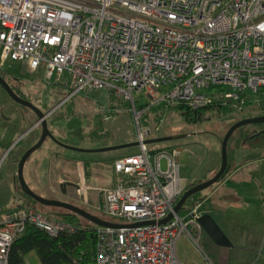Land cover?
Returning a JSON list of instances; mask_svg holds the SVG:
<instances>
[{"label": "built area", "instance_id": "built-area-1", "mask_svg": "<svg viewBox=\"0 0 264 264\" xmlns=\"http://www.w3.org/2000/svg\"><path fill=\"white\" fill-rule=\"evenodd\" d=\"M10 59L62 79L67 99L107 91L129 103L137 124L141 150L116 160L125 179L101 190L98 207L125 225L98 226L94 260L83 264H185L177 244L188 235L200 245L203 204L159 224L184 180L174 153L143 144L161 132L143 117L160 106L199 110L216 85L227 86L226 100L264 91V0H0V65ZM89 187L83 179L76 190L84 204ZM145 221L155 223L134 225ZM29 225L53 237L76 230L33 207L13 210L0 222V264Z\"/></svg>", "mask_w": 264, "mask_h": 264}, {"label": "rangeland", "instance_id": "rangeland-1", "mask_svg": "<svg viewBox=\"0 0 264 264\" xmlns=\"http://www.w3.org/2000/svg\"><path fill=\"white\" fill-rule=\"evenodd\" d=\"M0 73L7 75L9 81L22 91L21 95L24 96L25 99L30 100L36 107L45 112L52 111L48 125L55 138L53 140L47 138L37 153H49V148H54L55 150L63 149L67 157H72V159H74L70 168H66L67 172L70 173V177H73L74 180L78 178L76 169L74 168L77 165L78 158L82 161L88 159L97 160L96 158L107 159L106 162H103V164H105L102 166L93 164L95 168H102V170L93 169V177L96 179L100 176V179H103L106 177L105 173H108V175L116 174L113 169V163H109L108 160L112 162L120 155L134 154L139 151V146L120 149L117 150V153H112L113 151H85L86 149H98L119 142L128 143L136 142L138 140L137 124L130 111L128 102L113 100L112 97L109 98L107 91H96L95 96H97V99L90 98L89 101L86 99L83 100L84 95L82 96V94L79 93L74 100L63 105L65 103L63 97L65 94L69 93L64 85V81L57 77L48 79L43 69H32L28 60L14 61L10 59L4 65H0ZM62 102L64 103L62 104ZM146 102V98H141L140 105L145 104ZM164 112L165 111L161 110L157 116H153L154 113H152L147 116V122L145 120L143 121V123L145 122L144 124L150 123L152 129H156L158 126L161 128V132L153 134L146 139L167 135H175L176 138L169 142L164 141L150 144L149 148L155 151L162 149L169 151L170 149L176 150L180 165H182L183 162V164H186L187 162L188 164L185 167H187L190 173L191 171L197 170L196 174L199 177L197 180H202L208 173L207 169L220 161L221 153L218 151V146L222 144L225 135L234 124L245 118H252L262 114L264 115V109L257 106L240 109V111L229 113L225 117L214 115L212 111L206 110L202 119L195 122L188 120V118L181 113V110H178L175 106L166 110L165 113ZM30 117L37 118V115L29 107L21 105L13 100L0 86V140L7 141L10 134L16 135V139H12L11 145L6 150L7 152L4 156L2 155L3 149L0 147L1 197L3 196L6 198L14 194L13 182L11 183L12 177L9 178V175H11V172L16 171V168L18 173L21 160L20 152H23V150L32 142V139L42 134V127L32 132H26L30 127ZM7 128H10L8 133L4 132ZM263 131L264 123L248 124L238 130L243 138L247 135H253L256 132ZM94 132H98L99 135L105 134L106 138L100 140L99 136L93 135ZM5 133L7 134L5 135ZM17 135L21 136L17 137ZM263 136L264 134L260 136V139ZM236 138L238 139V134H236L235 139ZM72 144L75 149L65 146ZM189 146L190 148H195V150L189 151ZM178 148H181L182 151H178ZM238 150L241 152L240 147H238ZM229 151L231 153V150ZM193 152L194 154L192 155ZM200 154L202 155L200 156ZM31 160L32 159L30 158L27 161L25 173L26 179L32 187V190L44 198L55 197L62 199L60 196L50 194L45 189L38 188V186L33 183L31 177H29L30 174L28 173ZM163 164L165 167V161ZM97 181L98 179L92 180L94 186L87 193L90 201H94V195L98 192ZM17 183L22 192H24L19 181ZM58 190L60 193L63 192L60 187ZM207 191L208 189L205 190L204 193ZM72 197L73 200L71 202L87 208L91 212L108 221L116 223L120 222V220L103 215L101 212L95 211L92 207L82 203L80 199H78L76 193L73 194ZM27 199L33 203V205L36 206V209L41 213L49 217L59 218L56 216L59 207L46 206L37 201L32 202L28 197ZM11 203H9L8 200L3 199L0 204V209L15 208L17 206V203H12V205ZM2 212L3 211L1 210L0 214ZM191 231L194 230L191 229ZM207 238L208 236L205 233L204 238L200 241V245L198 246L188 235H184L180 238L178 243L177 250L179 258L183 260L185 256L189 259L199 258L203 260L206 259L205 251L209 253L211 257L218 253L217 256L221 257L222 260L228 263V261L231 260L232 252L227 248L225 249L215 245L211 238ZM207 240L212 242V248L210 245L207 246L205 244V241ZM216 249H219V251L214 252ZM242 253V251H238L236 254L240 257ZM242 259L243 257H241V261ZM39 262V258L36 254L33 253L29 256V264H40ZM258 264H262L261 261H259Z\"/></svg>", "mask_w": 264, "mask_h": 264}, {"label": "crops", "instance_id": "crops-1", "mask_svg": "<svg viewBox=\"0 0 264 264\" xmlns=\"http://www.w3.org/2000/svg\"><path fill=\"white\" fill-rule=\"evenodd\" d=\"M80 94H82V96L83 95L85 96V97L83 96V100L86 99L89 101L90 98H93L91 96L92 93L89 92H82ZM75 97L76 96L70 98L69 101L74 100ZM93 99H97V96ZM153 116H155V114ZM29 121H30V127L29 129L26 128L27 129L26 132L28 131L32 132L42 127V125H40V121H38V118L30 117ZM9 129L10 128H7V130H5L4 132L8 133ZM7 133H5V135ZM237 134H238V139L236 138L237 141L235 142L236 139L234 137L231 144L230 145L228 144L231 153L229 151L230 155H229L228 167L225 174L218 183H216L213 187L208 189L207 192L205 193L202 192V194H199V196L197 197L198 198L197 201L202 202L203 204L202 213H208L211 216H213V218L217 221V223L220 225V227L229 237L232 246L225 247V246L217 245L212 240V238L205 232V230H203L201 240L204 238L206 233L208 236L207 239L211 238V240L214 242L215 245L225 249L227 248L229 249V251L232 252L231 260H229L227 263L226 261L222 260L221 257L217 256L218 253H216L213 257H211L209 253L204 251L206 255V259L203 260L199 258L189 259L184 256V259L182 261L185 264H258L259 261H261V263L264 264V136L262 137L263 139L260 140L255 138L253 140L252 146H250L245 141L249 137L251 138L252 135H247L243 138L240 132H237ZM41 135L40 136L38 135L34 139H32V142L23 150V152L22 151L20 152L21 155L20 158H22L23 154L29 148H31L34 144H36L40 140ZM93 135L99 136L100 140L102 138H106L105 134L99 135L98 132H94ZM19 136L17 135V137ZM172 136L175 135H167V137H172ZM13 138L16 139V135L10 134L7 141L0 140V147L3 149L2 150L3 156L6 154L7 152L6 150L11 145ZM47 138H50L52 140L54 139L53 137H47ZM169 141H173V139L165 142H169ZM123 144L125 143L119 142L117 144H111L106 147L118 146ZM149 145L150 144H148V148ZM221 145L218 146L219 148L218 151L221 153L220 161L216 162V164H213L212 166H210L209 169H207L208 173L206 175L204 174L205 177L202 180H197V178H199L198 175L196 174L197 170L191 171V173L189 172L187 167H185L188 164L187 162L186 164H183L184 163L183 162L182 165H180L179 160L177 158L178 157L177 151L170 149V152L175 154L180 166L181 177L184 180V192L188 188L212 178L220 170L222 165ZM106 147H102V148H106ZM238 147L241 148V152H239ZM49 149H50L49 153H45V154H42L43 152H38V153L35 152L36 154L34 153L35 155L33 154L31 157L32 160L30 162V167L28 170V173L30 174L29 177H31V180L33 181V183H35L38 186V188L45 189L50 194L62 197V199L55 197L48 199H57L66 202H71L73 200L72 197L73 194L76 193V195H78L76 190L78 185L83 179L84 181L90 184L88 191L92 189L94 186L92 180L98 179L97 181L98 192L94 195L95 198L94 201L92 200L90 201L87 196V206L92 207L93 209H95V211H99L98 207L103 203L102 194L100 193L101 190L107 187H114L125 179V176L122 173L116 171L115 162L118 158L127 155H120L116 157L112 162L108 160L109 163H113L114 165L113 169L115 170L116 174L108 175V173H105L106 177L103 179H100V176L99 178L96 179L95 177H93V173H92L93 169L102 170V168H98V167L95 168L93 164L97 166L98 165L102 166L105 164V163L103 164V162H106L107 159L96 158L97 160L88 159L82 161L78 158L77 165L76 167H74L76 169L78 178L74 180V178L70 177V173L67 172L66 170V168L68 169L70 168V165L71 163H73L72 161L74 159H72V157H67L63 149L62 150L61 149L55 150L54 148H49ZM120 149H124V148H119L111 151H113L112 153H117V150ZM140 150L141 148L139 146V151ZM192 150L194 151L195 148H190L189 146V151ZM151 151H155V150H151ZM178 151H182V149L178 148ZM88 152H93V151H88ZM193 154L194 152L192 153V155ZM128 155H132V154H128ZM201 155L202 154H200V156ZM10 177H12L11 183L13 182L14 194L6 198H4L3 196L1 197L0 195V204L3 201V199H6L8 200L9 203L11 202L13 204L17 203V206L21 205V207H18L16 209L26 208L25 205L27 204L28 199L27 196L24 195V193L18 186L17 182L19 180H18L17 168L16 171L11 172L9 178ZM59 187L63 192L60 193V191L58 190ZM30 188L32 189L31 186ZM79 206L91 212L87 208L81 205ZM1 210L3 212L0 214V222L5 220L6 212L7 210H9V208L0 209V211ZM207 241H205V244L207 246L210 245V247L212 248L213 247L212 242L209 240ZM177 248H178V244H177ZM218 251L219 249H216V251L214 252H218ZM238 251L243 252L240 257H238L236 254ZM33 253L34 252H32L31 254ZM31 254L27 255L26 264H29V256ZM241 257H243L242 261H241ZM39 261H40L39 263H42L40 259Z\"/></svg>", "mask_w": 264, "mask_h": 264}, {"label": "trees", "instance_id": "trees-1", "mask_svg": "<svg viewBox=\"0 0 264 264\" xmlns=\"http://www.w3.org/2000/svg\"><path fill=\"white\" fill-rule=\"evenodd\" d=\"M227 89L225 85L212 86L206 93L209 95L210 102L199 110L190 109V107L185 104H180L175 106V108L181 110V113L188 118V120L195 122L202 119L206 110L212 111L214 115L225 117L229 113L240 111L241 108L257 106L264 109V91L258 93H253L251 91L243 92L240 95L241 99L235 101L226 100L221 96L222 91ZM91 96L93 98L96 97L95 93H92ZM164 108L165 107L160 106L151 109H153L152 112L157 116L161 110L166 111ZM152 112L144 115L143 119L146 122L148 121L147 116L151 115ZM238 130L233 133L229 145L233 137L236 136ZM258 139L260 140V136ZM228 155H230L229 147ZM23 193L32 200V202L36 201L25 192ZM197 197L198 194L189 199L180 213L186 214L192 204L197 202ZM25 206L36 208L31 202L27 203ZM18 207H21V205L15 208H9L6 212V216ZM56 216L59 217V219L66 220L73 224L76 227L75 232L63 233L58 237H53L44 230L29 225L24 234L17 237L14 241L9 254V264H26V257L32 252L36 253L39 259L45 264H83L94 260L97 243L95 231L98 225L65 208H58Z\"/></svg>", "mask_w": 264, "mask_h": 264}, {"label": "water", "instance_id": "water-1", "mask_svg": "<svg viewBox=\"0 0 264 264\" xmlns=\"http://www.w3.org/2000/svg\"><path fill=\"white\" fill-rule=\"evenodd\" d=\"M0 84L4 87L6 92L18 103L29 107L31 110H33L38 118V121H40V125H42V135L40 140L32 146L29 150H27L19 163V169H18V180L22 186L23 191L38 201L39 203L46 205V206H54L59 208H65L68 210H71L74 213H77L84 218L88 219L89 221L93 222L94 224L98 226H105V227H115L120 228L123 227L125 224L122 223H116L113 221H108L94 213H91L87 211L86 209L80 207L79 205L71 202H66L62 200L57 199H48L39 196L36 194L29 186L26 176H25V167L27 164V161L32 157V155L37 152L45 143L47 137H54V135L51 133V130L48 125V118L51 115L52 111L45 112L44 110L36 107L30 100H26L22 97H20L11 87V85L0 75ZM264 123V115H258L252 118H245L243 120H240L236 124H234L229 131L227 132L226 136L223 139L222 142V165L220 170L213 176L212 178L203 181L199 184H196L190 188H188L182 195L181 199L177 203L174 212H171L166 218L159 221V224H166L170 222L174 217L175 214H178L182 209H184L185 205L191 199L193 196L204 192L207 189H210L213 187L216 183H218L223 175L225 174L227 167H228V161H229V155H228V144L229 141L233 135V133L238 130L239 128L246 126L248 124H260ZM175 136L167 137V136H160L156 138H149L143 141V144L148 145L152 143H159L164 142L168 140L175 139ZM63 144V143H61ZM142 142L140 140H137L136 142H130L125 143L123 145L118 146H111L106 148H98V149H90L85 151H111L116 150L119 148H128V147H134V146H141ZM67 147H70L71 149H75L73 145H65ZM199 201L192 204L191 207L195 206ZM190 207V208H191ZM201 216L198 218L199 223L205 230V232L212 238V240L219 246H232V243L229 239V237L226 235L224 230L220 227V225L217 223V221L208 213H202L201 209ZM154 221H145V222H139L134 225H142V224H154Z\"/></svg>", "mask_w": 264, "mask_h": 264}, {"label": "flooded vegetation", "instance_id": "flooded-vegetation-1", "mask_svg": "<svg viewBox=\"0 0 264 264\" xmlns=\"http://www.w3.org/2000/svg\"><path fill=\"white\" fill-rule=\"evenodd\" d=\"M0 75L11 85V87L13 88V90L20 96V97H22V98H24L25 99V97L24 96H22L21 95V93H22V91L21 90H19L15 85H13L10 81H9V79L7 78V75L5 74H2V73H0ZM0 86L4 89V87L0 84ZM18 89V90H17ZM5 90V89H4ZM6 91V90H5ZM8 94V93H7ZM69 94V93H68ZM68 94H65L64 95V99H65V103L64 102H62V104L63 105H65L66 103H68V101H69V99H67V96H68ZM9 95V94H8ZM10 96V95H9ZM12 98V97H11ZM13 99V98H12ZM14 100V99H13ZM27 100V99H26ZM17 102V101H16ZM20 104V103H19ZM22 105V104H21ZM50 117H51V115L49 116V118H48V121H49V119H50ZM49 123V122H48ZM262 134H264V131L263 132H256V133H254L253 135H252V137L250 138H248L245 142L246 143H248L250 146H252V144H253V140L255 139V138H258L259 136H261ZM257 140V139H256ZM35 200V199H34ZM27 203H30V201L28 200L27 201Z\"/></svg>", "mask_w": 264, "mask_h": 264}]
</instances>
